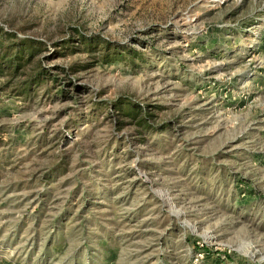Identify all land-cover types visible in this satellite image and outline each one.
Instances as JSON below:
<instances>
[{
  "label": "rangeland",
  "instance_id": "obj_1",
  "mask_svg": "<svg viewBox=\"0 0 264 264\" xmlns=\"http://www.w3.org/2000/svg\"><path fill=\"white\" fill-rule=\"evenodd\" d=\"M0 264H264V0H0Z\"/></svg>",
  "mask_w": 264,
  "mask_h": 264
}]
</instances>
